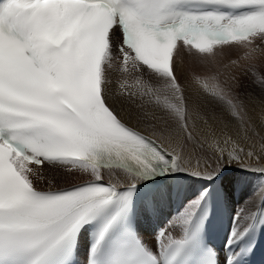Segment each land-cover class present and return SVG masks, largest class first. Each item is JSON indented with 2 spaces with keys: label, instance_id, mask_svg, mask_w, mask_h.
<instances>
[{
  "label": "snow or ice",
  "instance_id": "snow-or-ice-1",
  "mask_svg": "<svg viewBox=\"0 0 264 264\" xmlns=\"http://www.w3.org/2000/svg\"><path fill=\"white\" fill-rule=\"evenodd\" d=\"M257 40L264 41V0H2L0 264H78L89 229L86 264H175L193 242L189 228L207 190L169 222L179 235L161 231L152 248L130 224L120 226L137 185L177 172L212 179L225 163L264 173V136L259 150L253 135L226 137L223 147L215 137L198 139L174 50L182 42L190 55L214 60L216 45L250 49ZM246 70L264 91V74L251 64ZM193 87L246 123L219 75L196 76ZM117 103L165 112L179 134L168 143L152 139L130 126ZM201 154L215 166L192 168ZM44 168L79 174V182L58 187L52 177L41 188ZM257 195V211L237 209L229 244L261 211L264 181Z\"/></svg>",
  "mask_w": 264,
  "mask_h": 264
},
{
  "label": "bare ground",
  "instance_id": "bare-ground-1",
  "mask_svg": "<svg viewBox=\"0 0 264 264\" xmlns=\"http://www.w3.org/2000/svg\"><path fill=\"white\" fill-rule=\"evenodd\" d=\"M264 44L260 46L259 48H263ZM221 49H227L228 53L234 52L237 56L236 52V46H221L218 50H216V54ZM230 51V52H229ZM188 60V61H187ZM209 60H201L199 57H195L190 55L186 49L184 48H177L175 51V57L173 61V70L178 78L179 82L182 86H184L187 96V102H188V123L190 129L193 131L194 135L200 139H211L212 137H215L217 140L221 142V146L223 147V140L226 137H231L233 139H241L245 137L246 135L243 133H238V129H230L228 131L227 129L224 130L223 133H217L214 134L208 130V121L205 118L206 108L204 106V99L202 97H199L193 87V81H194V73H192V70L197 67L196 63H204V65L199 67H207L210 65L211 62H208ZM177 62V64H176ZM181 62L182 64H178ZM214 64V63H213ZM116 77L114 76V80ZM115 87V84L113 85ZM117 110L121 112V115L123 118L127 120V122L130 124V126L136 127L138 131H141L142 134L151 137L152 139L157 140H163L164 143H168V140L166 137L169 136H177L178 133V125L175 120H173L167 113L162 112L160 110H156L153 108H145L143 111H139L136 109L130 108L128 105H120L117 103ZM208 108V107H207ZM228 125V124H227ZM226 125V126H227ZM229 126V125H228ZM237 126V125H236ZM217 130V129H216ZM153 132H155V135H153ZM163 133V135H161ZM253 136L255 134H252ZM262 137V136H261ZM256 143L260 144L258 140H256ZM208 162L211 164H215L216 161L214 159H205V157L201 154L199 161L196 158H193L191 160V167L195 168L197 164L199 163L201 167L203 168V165ZM236 163H225L221 166V171H219V174L212 179H205V178H198L190 174H186L185 172H177L170 174L167 178V183H170L176 186L179 192L182 191L181 184L183 181H186L188 179V182L194 184V186L197 185V189L195 191V194L192 195V200L196 199L199 193L203 192L204 189H206L207 185L209 184L210 180H216V181H222L224 190H225V196H226V203L229 211V217L237 211L238 208L241 206H244V211L249 215L252 212L257 211V206L259 204V196H253V193L256 192V185L258 182V176H261L264 178V173H261L259 171L255 170H246L243 167H239L241 173H246L248 175V178H245L244 180L240 181L237 176L236 172L238 171V167H235ZM43 175L44 180L37 181V185L41 188H47L48 187V180L52 177H56L54 180V184H56L57 181L68 179V177H71L73 179H80L79 174L76 176H63L60 173L50 171L47 168L43 169ZM189 177V178H188ZM191 177V178H190ZM222 177V179L220 178ZM200 180L201 183H197L196 180ZM64 182H67L64 181ZM63 182H61L62 184ZM68 183V182H67ZM78 183V182H74ZM199 184H201L199 186ZM62 186V185H61ZM67 185H63L65 187ZM190 192V191H189ZM239 193L240 195V203L239 205H235L233 203V195L234 193ZM156 200H153V208L152 210L146 211L145 215L141 217V213L139 214V222H138V233L142 241L147 242L148 246L151 245V241L149 239V235L152 234V228H154L153 225H162L164 223V217L166 216L165 208L168 207V199L167 194L165 191L162 190V188L158 191V193L155 196ZM183 206V205H182ZM184 210V209H183ZM174 215V214H173ZM141 217V218H140ZM170 217V216H169ZM176 218V216H174ZM171 218V217H170ZM168 219V218H167ZM174 219V218H173ZM172 219V220H173ZM171 220V219H170ZM175 219L173 220V222ZM177 229L179 231V228H168L167 231ZM180 232V231H179ZM179 232H175L176 235H179ZM84 238L81 237V244H80V253L79 257L80 259L84 258L85 255V244H84Z\"/></svg>",
  "mask_w": 264,
  "mask_h": 264
},
{
  "label": "rangeland",
  "instance_id": "rangeland-1",
  "mask_svg": "<svg viewBox=\"0 0 264 264\" xmlns=\"http://www.w3.org/2000/svg\"><path fill=\"white\" fill-rule=\"evenodd\" d=\"M220 51L222 52L217 53L214 60L208 61L211 62V66L208 65L207 67H199L204 65V63H196L198 68L195 67L192 70V73H194L195 75L194 78L196 76L216 74L220 76V79L222 81H226L227 85L231 88L233 94L238 98L239 102L243 106L242 114L246 123L241 125L239 122L234 121L225 110H223L217 105L211 104L204 100L203 103L206 108L205 118L208 121V130L210 129L214 134H217L218 132L223 133L225 129L230 131L229 127L231 129L235 128L238 129V133H243L245 135L255 134V139L260 142L261 136H264V91H261V89L256 86V84L254 83V78L252 77L251 73L246 69L248 68L249 64H251L255 67L258 72L264 74V47L249 50L247 52L250 53L251 56V59L249 60L242 59L245 53H243L244 50L241 51V49L236 50V52L239 53L237 54V56L234 52L229 51L230 53H228L227 49H221ZM233 60L237 61L238 63L234 65L232 63ZM178 64L182 63L179 62ZM211 131L209 134L212 133ZM260 147L261 146L257 144V150H259ZM215 164L211 165L214 167ZM235 167H238V171L236 172L237 178H241L242 180H244L245 178L249 177L248 175H246V173H241V171L239 170L240 166L238 164H236ZM70 179L72 178L68 177V179L57 181L55 186L63 187V185H67L69 183L79 182V179ZM66 180L68 183L64 182ZM262 181H264V178L258 176L256 190L261 186ZM61 182L63 183L61 184ZM196 182L201 183V181L198 179L196 180ZM190 184L194 185L191 182ZM187 193L190 194L191 189L188 188ZM189 201L191 200L188 198L187 203H189ZM233 203L236 206L240 203V195L237 192L233 195ZM243 214L247 215L245 211ZM171 215L172 216L170 218L169 215L166 214L163 221L165 222L167 218L169 220H172L173 218L175 219L173 214ZM171 227L172 226H169V229ZM179 231L177 229H173L169 230L168 232H171L173 235H176L175 232Z\"/></svg>",
  "mask_w": 264,
  "mask_h": 264
}]
</instances>
